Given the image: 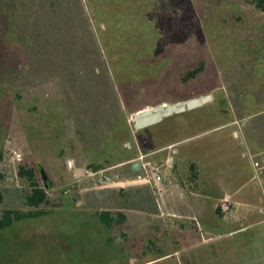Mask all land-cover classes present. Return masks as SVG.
Returning <instances> with one entry per match:
<instances>
[{"label":"rangeland","instance_id":"374dc122","mask_svg":"<svg viewBox=\"0 0 264 264\" xmlns=\"http://www.w3.org/2000/svg\"><path fill=\"white\" fill-rule=\"evenodd\" d=\"M23 28L34 44L51 43L55 56L48 73L27 69L28 81L16 48ZM1 59L0 218L6 210H35L25 203L30 182L19 177L21 166L35 169L49 202L41 208L47 215L0 231V264H264L255 180L247 204L218 205L205 226L176 218L165 193L177 170L170 144L176 132L264 113V12L253 0H0ZM201 62L203 73L183 83ZM93 72L104 74L102 87L83 83ZM208 94L211 102L160 128H133L146 108ZM118 117L115 128L96 134L100 147L78 124ZM240 124L204 142L232 138ZM134 162L150 163L147 170L165 181L155 189L135 183L146 170L133 171ZM190 174L180 182L189 189ZM101 212L111 214L112 227L99 220Z\"/></svg>","mask_w":264,"mask_h":264},{"label":"crops","instance_id":"0c3cea01","mask_svg":"<svg viewBox=\"0 0 264 264\" xmlns=\"http://www.w3.org/2000/svg\"><path fill=\"white\" fill-rule=\"evenodd\" d=\"M258 120L259 118H240L213 130L207 129L188 136L183 141L171 145L172 152L179 156L176 157L177 170L169 173L168 177L172 183L165 193H170L167 203L175 212L176 218H185L192 220L191 222L197 220L205 226L204 219L210 215L209 211L211 214L215 212L218 205L225 207L227 203L228 208V205L243 206L248 203L246 197L250 196V185H255L253 154L264 155V125L256 127L255 121ZM239 122V129L232 132V138H212L210 147L204 142L209 139L211 133L216 135L230 126L238 125ZM171 159L172 157L169 161ZM189 173L192 179L190 189L180 185L181 179ZM159 184L161 183L157 185ZM175 185H178L183 193L176 192L173 189ZM150 188L155 189L152 185ZM226 210L223 208L224 213Z\"/></svg>","mask_w":264,"mask_h":264},{"label":"trees","instance_id":"16d2710c","mask_svg":"<svg viewBox=\"0 0 264 264\" xmlns=\"http://www.w3.org/2000/svg\"><path fill=\"white\" fill-rule=\"evenodd\" d=\"M254 6L256 7V9H258L261 12H264V0H253ZM62 6V4L58 7L60 8ZM54 24V25H53ZM52 26L58 27L59 24L53 23ZM31 25L29 26V28H31ZM22 32L20 33V36L18 37V41L16 43V48L19 50V54H17V56L20 57L22 63H23V70L21 72V75L23 73H25V77H27L28 75H32L29 74L28 71H26L27 69L31 68V67H36L37 70H43L46 68V72L48 73V70L51 68V64H52V59L55 57L52 53V45L51 43H47L48 45L45 47L42 45L41 42H37L36 44L33 43V39H25L23 37V35H26L28 33V31L26 29H22ZM15 47V46H14ZM15 49V48H14ZM27 50H33L36 51V54L34 57H32L31 61H29L28 58H26L25 56H23L24 51ZM46 51V52H45ZM17 53V52H16ZM21 55V56H20ZM2 61V59L0 60V62ZM7 62V61H6ZM6 65L8 66H14V63H7ZM55 66V65H54ZM60 66V65H58ZM53 68V67H52ZM205 69V62H201L199 63V65L194 68L191 69L189 71L186 72L185 76L183 77V83H189L190 81H194L196 78L199 77V75L201 73H203ZM54 71V70H53ZM30 72H32V68L30 70ZM103 74V73H102ZM99 72H93L90 73V75L88 76V78L86 79L85 86H88L91 84L94 85H99L100 87H102V84L104 82V74L102 75ZM27 81H28V77H27ZM82 83V84H83ZM77 87V84L75 85ZM67 91V89H66ZM72 95V94H70ZM122 106V105H121ZM123 108L121 107V113H122ZM121 116V114H120ZM252 118H259L257 122V124L255 125L256 127L260 126V125H264V113H260L258 115H254V117ZM120 117L118 118H80V126H84L85 129H87V132H84V135H86V133L89 135V137H85V139L88 142H92V144H95L100 147L101 141L99 140V138L101 136L96 135L98 132V134L104 133V129L107 128H115V124L117 123V121H119ZM174 118H169L167 120L172 121ZM166 121V119L161 122L160 124L151 126L149 128H145L146 130L150 131L152 129H156V128H160L162 127L164 124V122ZM144 129V130H145ZM205 131V130H203ZM151 132V131H150ZM201 130H197L194 131L192 133L186 131L185 133H183V135L181 134V132H176L175 133V139L173 141H170V144H175L178 142L183 141L184 139H186V137L188 136H193L197 133H200ZM102 138V137H101ZM19 177L23 178V179H27L30 182V191L26 194L25 196V203L26 205L31 208V209H35V210H31L30 212L27 213H22L19 211H13V210H6L3 212L2 217L0 218V231L5 230L7 228H9L10 226H12V224L14 222L17 221H21L24 219H34V218H38L44 215H47V211L46 210H42L41 208L45 205L48 204L49 200H48V195L47 192L44 188H42L40 185L37 184V179H36V171L34 168H27L25 166H21L19 168V172H18ZM1 200V198H0ZM99 220L108 228L112 227L113 222L115 221L113 219V217L111 216V214L109 212H101L99 215Z\"/></svg>","mask_w":264,"mask_h":264},{"label":"water","instance_id":"95a60500","mask_svg":"<svg viewBox=\"0 0 264 264\" xmlns=\"http://www.w3.org/2000/svg\"><path fill=\"white\" fill-rule=\"evenodd\" d=\"M212 100L213 96L208 94L206 96L192 98L175 104H170L166 106L159 105L154 108H146L136 114L134 118L133 128L136 131L149 128L151 126L160 124L168 117L193 111L211 102ZM174 152L176 153L177 149H175ZM141 168L142 164L140 162H134L132 164L133 171H140ZM77 174L78 171H76V175ZM42 176L44 180H47L44 170H42ZM48 178L52 179L53 175L51 173H48ZM45 187L47 188L48 185L46 184Z\"/></svg>","mask_w":264,"mask_h":264},{"label":"built area","instance_id":"2783aa9c","mask_svg":"<svg viewBox=\"0 0 264 264\" xmlns=\"http://www.w3.org/2000/svg\"><path fill=\"white\" fill-rule=\"evenodd\" d=\"M150 167V163H143L142 164V169L146 170V176L144 177V179L141 180V178L136 181L135 183H145V184H149L152 186H158V183H162L163 181H165V179L163 178V176H161L160 174H157L155 171H157V169H155V171H149L147 170ZM252 167H253V179L258 183V185L260 186L261 189V198H260V202L262 204V213H264V160L261 162L259 161H255L252 160ZM168 184L170 185L172 183V181L170 179H167ZM106 186H111L110 184L105 183ZM158 192H160L158 190ZM161 195V193H160Z\"/></svg>","mask_w":264,"mask_h":264},{"label":"flooded vegetation","instance_id":"af4514ba","mask_svg":"<svg viewBox=\"0 0 264 264\" xmlns=\"http://www.w3.org/2000/svg\"><path fill=\"white\" fill-rule=\"evenodd\" d=\"M46 184L48 185V187L47 188H52V186H53V184L50 182V181H48V182H46ZM45 184V185H46ZM60 194H61V196H62V200H64V197H66L67 195L66 194H68V192H67V190H66V192H60ZM65 201V200H64Z\"/></svg>","mask_w":264,"mask_h":264}]
</instances>
